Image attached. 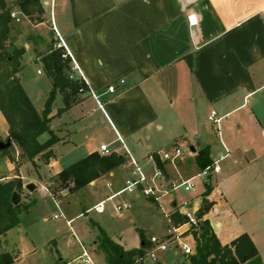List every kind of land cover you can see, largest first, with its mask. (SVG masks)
Here are the masks:
<instances>
[{
	"label": "crops",
	"instance_id": "0c3cea01",
	"mask_svg": "<svg viewBox=\"0 0 264 264\" xmlns=\"http://www.w3.org/2000/svg\"><path fill=\"white\" fill-rule=\"evenodd\" d=\"M14 1L8 0V3L14 4ZM40 2L46 21L35 24L23 17L21 22H14L9 44L21 49L22 42L24 53L32 50L36 62H41L51 40H58L55 48H62L59 47L62 40L70 51L74 75L85 82L88 91L81 94L80 101L67 112L50 114L51 129L60 139L52 148L54 156L48 162L43 161V166L38 158L35 163L24 159L21 166L29 164L30 169L33 167L38 179L42 178L41 171L54 177L83 158L99 153L100 147L107 145L114 153L124 155L127 162L90 184L108 189L106 199L121 191L130 178V159L124 146L150 177L159 168L156 157L166 164L159 154L154 134L163 131L164 124H172L179 131L173 137L180 135L190 150L195 148V157L206 149L213 162L219 160L221 171L215 175L223 173V176L219 185L211 186L212 192L207 200L213 205L204 218L210 220L212 227L213 224L218 227L214 231L221 244H230L244 234L239 231L223 239L220 232L228 215L237 213L230 200V179L238 174L264 171V0ZM14 11L21 12L17 5ZM62 49L64 53L65 49ZM111 85L116 86L114 93L108 92ZM191 86L197 88L199 99L193 97ZM92 92L104 103L105 113ZM205 105L210 114L215 111L216 118L221 119V134L217 138H211L205 132V110H201ZM194 108L198 110L196 114ZM54 123L57 124L56 130ZM189 125L194 127L189 129ZM8 135L9 126L0 111V141L5 142ZM47 138V135L43 136L42 141ZM99 138L98 148L96 142ZM118 144L119 148L111 149ZM14 146L19 160L21 150ZM80 148L81 157H74V163L70 164L72 161L67 156L71 155V150ZM15 163V159L11 163L9 156L0 152L1 182L21 178L26 198L35 192L27 189L29 184H34L36 189L41 186V191L50 195L46 186L36 182L31 171L26 177L22 176ZM162 172L165 173V182L171 183L165 165ZM213 175L208 176L210 181ZM206 189L200 198L204 197ZM51 198L57 207L62 206ZM115 200L130 201L133 207L139 203H157L153 199L134 198L128 194ZM199 203L200 199L196 205ZM191 210L196 213L198 207ZM63 219L66 224L72 221L66 216ZM67 226L72 231L71 225ZM9 232L3 237V242H8L6 246L11 244L7 239ZM153 237L166 242L175 236ZM151 239H147L151 244L148 252L156 248ZM193 243L190 245L195 251L194 238ZM94 244H98L97 241ZM176 245L177 242L172 243L166 251L157 250L158 262L155 264H165L171 259L186 264V256L179 257L182 253ZM134 248L138 247L126 250ZM10 251L3 250L0 254ZM55 253L58 255L55 264L64 262L56 248Z\"/></svg>",
	"mask_w": 264,
	"mask_h": 264
},
{
	"label": "rangeland",
	"instance_id": "374dc122",
	"mask_svg": "<svg viewBox=\"0 0 264 264\" xmlns=\"http://www.w3.org/2000/svg\"><path fill=\"white\" fill-rule=\"evenodd\" d=\"M20 44L25 48L22 42ZM18 76L31 101H33L35 109L43 113L51 89L50 81L44 72L42 63L36 62L32 50H26L24 53L22 70ZM190 88L193 97L199 99L197 88L195 86ZM63 106L62 97L58 96L51 114L55 112L57 115L59 109ZM201 110H205V132L211 138H217V126L209 119L210 109L205 105V108ZM197 112V108H194V114ZM54 125L56 130L57 124L54 123ZM164 125L163 131L154 134L157 149L160 151L159 154L161 156L163 153L173 154L176 147L182 150L179 159L166 161L165 171L170 176L171 183L159 180L160 189L166 191V194L157 203L151 202V205L144 203L141 205L139 203L122 215H116L113 212L111 203H107V212L104 214H98L93 210L95 204L101 199H105L107 193H109V190L105 187L99 184L90 186V183L83 189L71 193L67 189L59 187L57 176L51 177L41 171L42 178L38 179L35 169L33 167L30 169L29 164L22 167L21 163L24 159L19 156L18 160L15 151H11L9 156L13 160L15 159L17 171L25 177L28 175V171H31L36 182L39 185L46 186L51 197L60 202L62 206L57 207L50 195L43 193L46 191H41V186L30 197L26 198L24 192L23 197L25 200L22 201L23 203L27 205L33 199H37V204L21 215V224L10 230L8 234L7 239L11 243L10 246H6V241H4L0 246V252L12 250L10 253L18 257L14 264H55L58 257L55 248L61 253L64 262H68L82 253V244L88 249L96 264H106L105 255L98 250V244H94L98 241L99 226L103 227L108 235L124 249L140 247L141 232L148 240L154 235L169 236V238L175 236L173 228L183 226L182 224H176V214L183 209L185 210L183 205L186 202L189 203L191 208L198 207V211L204 209L209 202L206 203L204 197L200 198V194L206 189L207 185L214 187L219 185L223 173L219 176L214 174L211 181L208 176H197L201 173V169L188 144L179 138L180 135L173 137L177 135L176 133H179L174 125ZM188 127L192 129L194 126L189 125ZM100 143L101 139L99 138L96 142L98 148ZM119 147L118 144L111 149ZM81 151L82 148L75 149V151L71 150V155L67 156L72 161L70 164L74 163V157L77 156L76 159L81 157L79 156ZM12 159L10 161L14 163ZM25 161L27 160L25 159ZM39 162L40 166H43V160L39 159ZM163 174L165 175L164 172ZM189 179H192V191L186 192L183 186L175 188L181 182ZM228 185L232 192L230 200L237 213L236 215H228L226 222L222 224L223 229L220 235L225 239L239 231L247 233L253 239L264 261V171L238 174L230 179ZM199 199L201 203L196 205ZM114 203H117V200H114ZM174 204L177 206L174 207ZM61 212L67 220H72V231L67 226L66 220L54 218L55 215H59ZM212 219L216 221L215 217H212ZM190 230L191 228L184 227L180 231V236L183 242L193 245V236ZM147 254H149L148 251ZM147 254L145 259L138 264H155L151 262ZM180 256L185 255L180 254ZM165 264H182V260L171 259Z\"/></svg>",
	"mask_w": 264,
	"mask_h": 264
},
{
	"label": "trees",
	"instance_id": "16d2710c",
	"mask_svg": "<svg viewBox=\"0 0 264 264\" xmlns=\"http://www.w3.org/2000/svg\"><path fill=\"white\" fill-rule=\"evenodd\" d=\"M15 5L20 8V19L25 17L35 24L46 21L40 0H15L14 4L8 3V0H0V111L9 126V135L5 142L8 140L13 142L10 148L2 151V154L9 156L11 151H15V144L21 150L22 159L35 163V159L38 158L48 162L54 156L53 146L60 141L51 129L52 117H50L57 97L62 96L64 103L57 114L61 115L80 101L81 94L88 91V86L74 75L71 58L63 57V49L55 48L58 40L52 39L47 54L41 56V63L51 83V89L43 113L37 112L18 76L22 70L25 49L9 44L12 25L16 22L11 17L12 12H16ZM45 135L48 138L42 141ZM9 158L12 159L11 156ZM155 160L158 169L163 171L165 164L160 162L158 157ZM196 161L201 171L214 163L206 149L196 156ZM126 162L124 155L114 153L110 156H102L100 153H93L62 170L57 175L59 187L75 193ZM211 192V186L207 187L204 193L206 203ZM14 193H18L21 197L24 193L21 178L8 182L0 181V246L4 235L21 224V215L37 204V199L27 205L21 200L18 204H14ZM212 205L208 203L209 210ZM205 215V210L200 209L197 212L199 225L190 230L196 246L194 254L186 256V264H264L248 234L244 233L230 244L222 245L210 220L204 218ZM175 221L176 224L187 223L185 216L180 213L176 214ZM99 231L97 248L105 255L107 264L141 263L151 247L150 241L143 232H141L143 244L138 248L126 250L100 226ZM16 260L17 257L12 253L0 254V264H14Z\"/></svg>",
	"mask_w": 264,
	"mask_h": 264
},
{
	"label": "built area",
	"instance_id": "2783aa9c",
	"mask_svg": "<svg viewBox=\"0 0 264 264\" xmlns=\"http://www.w3.org/2000/svg\"><path fill=\"white\" fill-rule=\"evenodd\" d=\"M11 17L17 22H20L21 20L20 13L18 12H12ZM59 47H62L65 49L63 57H67V56L71 57L70 51L64 46V43L62 40L60 41ZM120 83L123 84L124 81H121ZM115 90H116V86L114 85H111L108 87L109 93H114ZM92 96L97 100L99 108L105 113L104 103L100 100L99 96H97L93 92H92ZM216 115H217L216 112L212 111L209 116V119L217 126V133L218 135H220L221 134L220 133L221 119H217ZM124 149L127 155H129V159H130V167H131L130 178L126 181V185L121 191L112 194L111 196L97 203L93 207V210L98 214H104L107 211V206H106L107 203L112 204L113 212L116 215H122L124 212L130 211L131 209H133V205L130 201H120V202L114 203V200L122 196L123 194H128L134 198L153 199L156 202H158L161 199V197L164 194H166V191H163L162 189H160L161 186L159 184V180H165L163 172L157 169L153 177L148 176V174L141 167L139 162L130 156L125 146H124ZM99 153L102 156H110L114 152L111 151L107 145H102L100 147ZM181 155H182V150L179 147H176L175 150L173 151V154L163 153L161 158L163 161H168V160L175 161L179 159ZM220 171H221V167L219 166V160H216L214 161L213 165L208 166L205 170L201 171L199 176L201 175L210 176L212 174H219ZM191 182H192V179L183 181L181 182V184H179L175 188L183 186L186 192H190L193 189V185ZM183 206L185 207V210L184 209L181 210L180 214L185 216V218L187 219V223L184 224L183 226H180L178 229L174 231L175 237L174 236H173L174 238L172 237L173 240L169 239L166 242H160L158 238L153 237L151 239V242L156 246V248L155 250H152L151 252H149V254L147 255L149 256V259L153 263L158 262V256L156 253L157 250L166 251L169 248V246L175 242H177V245L175 247L183 255L190 256L194 254L195 252L194 248L190 244L181 241L179 230L185 226H188L189 228H197L200 220L197 218L196 213L192 212V210H190L191 208L189 209L190 206L188 202H186ZM54 218L55 219L65 218V216L63 213H60L59 215H55ZM67 224L70 226L71 221H67ZM61 264H96V263L94 259L92 258V256L90 255L88 249L82 245V253L78 257L68 262H62Z\"/></svg>",
	"mask_w": 264,
	"mask_h": 264
},
{
	"label": "water",
	"instance_id": "95a60500",
	"mask_svg": "<svg viewBox=\"0 0 264 264\" xmlns=\"http://www.w3.org/2000/svg\"><path fill=\"white\" fill-rule=\"evenodd\" d=\"M11 145H12V141L11 140H8L6 142L0 141V152H2L4 150H7L8 148L11 147ZM191 152L192 153H196V149L192 147L191 148ZM27 189L30 192H33V191H35L36 186L34 184H29L27 186ZM20 200H21V196L18 193H14V195H13V203L14 204H18L20 202ZM204 210H205V213H208L209 212L208 205H205ZM213 228H214L215 231L218 230V227L215 224H213ZM5 243L8 244L7 241Z\"/></svg>",
	"mask_w": 264,
	"mask_h": 264
}]
</instances>
